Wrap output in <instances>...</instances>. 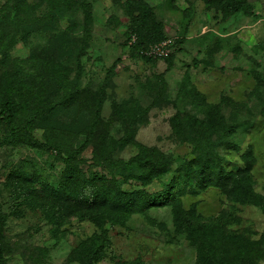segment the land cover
I'll return each instance as SVG.
<instances>
[{
  "label": "rangeland",
  "instance_id": "rangeland-1",
  "mask_svg": "<svg viewBox=\"0 0 264 264\" xmlns=\"http://www.w3.org/2000/svg\"><path fill=\"white\" fill-rule=\"evenodd\" d=\"M21 1L0 0V17L11 21L0 23L10 49L7 58L0 54V106L11 87L22 107L11 125L36 121L31 133L0 122V264H209L205 241L214 264H264V0H249L250 13L232 12V0ZM17 15L24 25L14 24ZM145 19L173 40V67L131 59L130 37L143 33L138 25L154 28ZM103 86L95 135L75 161L64 162L59 150L69 155L85 142ZM201 135L215 143L211 151L193 146ZM136 143L172 156L174 171L196 160L225 169L223 178L214 175L219 186L183 197L201 215L176 223L167 206L103 227L48 216L53 235L40 188L58 192L53 184L68 176L82 187L91 186L82 180L112 179L123 170L115 163L134 157ZM208 222L226 226L211 240Z\"/></svg>",
  "mask_w": 264,
  "mask_h": 264
},
{
  "label": "trees",
  "instance_id": "trees-1",
  "mask_svg": "<svg viewBox=\"0 0 264 264\" xmlns=\"http://www.w3.org/2000/svg\"><path fill=\"white\" fill-rule=\"evenodd\" d=\"M21 4L27 3L25 0H22ZM229 7L234 13L239 11L250 13L254 9V6L249 2V0H232ZM142 9L148 10V6L144 5ZM139 17H141L140 14L138 15V18ZM13 21L15 25H24L20 15H17ZM147 22L154 26L152 31H149L148 25L143 23L138 25V30L143 33H139L138 35V32H136L130 37L129 42L131 45H129V49L131 50V59L136 62L143 61L150 64L163 59L167 62L168 68L173 67L174 56L172 54H169L165 58H155L146 56L142 53L143 50L169 38L164 37L162 25L159 22H154L153 19ZM0 23L7 25L11 23V21L8 17H0ZM27 23H30V20H27ZM22 29H24V26H22ZM145 31L146 35H144ZM133 38H135V40H133ZM3 44L4 43L0 39V54H3L7 58L10 51L9 45L6 44L7 48L4 49ZM173 46L174 44L171 45V51ZM29 56L30 54H24L22 60L29 58ZM115 67L116 65H114L108 72L107 79L110 74L113 73ZM11 70L12 69L6 68L8 73ZM13 75H15V72H13ZM13 90V88L9 87L8 97L0 106V122L8 123L13 133H31L34 130L36 116L31 118L24 125H11V121L22 114V107L19 104H16V101L12 97ZM104 91L105 86H103L97 93L93 122L85 142L69 155H65L61 150H59L61 158L64 162L75 161V159L84 153L86 148L89 146L90 141L95 135L97 127L101 122ZM39 140L41 141V137L37 135L36 141L40 145L45 148H53L49 144L39 142ZM192 144L197 149L207 148L210 151L215 147V143L205 138L203 135L198 138H194ZM135 145L137 149L134 157L128 161H119L115 163L116 166L122 167L123 170L118 174V176H114L112 179L106 177L95 178L93 180L96 181V184L88 180H82L84 183H91L90 187H82L79 180L72 181L70 179L74 178V176H68L66 177V180H61L55 185L53 184V187H56L57 185L56 189L58 192H53L51 188L45 186L40 188L39 199L44 200L42 205L48 211V215L45 216V219L49 221V224L51 225L50 230L53 235L56 230V225L51 219L47 218L48 216H54L57 222L61 220L70 222L73 218L88 219L91 222H95L99 227H103V224L106 222L105 220H111L114 224L123 225L128 221L129 217L135 213H145L150 211L152 208L158 209L160 207L167 206L173 207V217L176 223H180V220L183 217L189 215H201L193 204L192 206L186 207L183 197L187 194H200L209 187H213V185L219 186L225 169L220 168L217 170V165L215 164L212 166L209 160H196L191 163H187V165L179 171H174L172 169V165L173 163H176V160L170 159L172 156H165L159 151L149 149L142 144L136 143ZM194 171L199 173V177L201 176L197 180H195V177L193 176ZM168 172L173 173L171 178L172 180H170L169 184L163 182V178L168 176ZM177 172H179L178 175H176ZM182 172L184 173L183 175ZM218 174H222V176L218 178L216 183H213L212 181L214 175L217 176ZM235 178L236 176L231 174L227 176L226 180L232 183L236 181ZM182 180L184 181V184H182ZM210 180L211 182H209ZM240 182L242 181L240 180ZM240 182L238 185H241ZM156 183H161L162 185L158 191L153 192L148 190L149 187L155 185ZM70 186H72V188H69ZM126 186H128V188H125ZM237 195L243 197L245 196L247 198L246 201H250V198L246 196L247 192L241 194L239 191V194ZM257 202H259V200L256 198L254 204ZM191 222L192 221H190L189 224ZM225 226L226 225L223 226V224L218 225L217 222H208L203 224V227L209 228V232L205 233L208 236L211 235V240L213 239V233L218 236L222 228H225ZM1 236L3 237V228H0V237ZM2 242L3 241L0 240V256L3 253ZM205 244L208 246L204 247L207 251V262L209 264H214L215 253L211 252V248L207 241H205ZM221 258L223 257L221 256Z\"/></svg>",
  "mask_w": 264,
  "mask_h": 264
},
{
  "label": "built area",
  "instance_id": "built-area-1",
  "mask_svg": "<svg viewBox=\"0 0 264 264\" xmlns=\"http://www.w3.org/2000/svg\"><path fill=\"white\" fill-rule=\"evenodd\" d=\"M133 40H135V38H133ZM172 44L173 40L171 38H167L143 50L142 53L146 56H151L155 58H165L170 54Z\"/></svg>",
  "mask_w": 264,
  "mask_h": 264
}]
</instances>
